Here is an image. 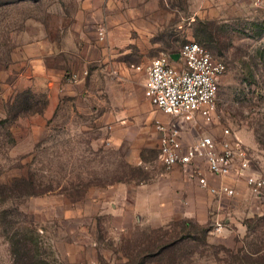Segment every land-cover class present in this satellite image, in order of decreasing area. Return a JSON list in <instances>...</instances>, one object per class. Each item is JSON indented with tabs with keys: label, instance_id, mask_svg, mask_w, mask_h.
<instances>
[{
	"label": "rangeland",
	"instance_id": "1",
	"mask_svg": "<svg viewBox=\"0 0 264 264\" xmlns=\"http://www.w3.org/2000/svg\"><path fill=\"white\" fill-rule=\"evenodd\" d=\"M188 41L226 71L215 121L182 139L228 128L264 170V0H0V121L25 91L42 107L0 128V264L16 239L47 264H264V193L225 202L241 211L228 223L201 190L198 219L159 203L176 170L158 157L154 124L170 118L145 99V71ZM145 210L164 219L136 220Z\"/></svg>",
	"mask_w": 264,
	"mask_h": 264
},
{
	"label": "built area",
	"instance_id": "2",
	"mask_svg": "<svg viewBox=\"0 0 264 264\" xmlns=\"http://www.w3.org/2000/svg\"><path fill=\"white\" fill-rule=\"evenodd\" d=\"M225 71L222 61L193 41L184 43L176 53L150 60L144 97L170 118L154 124L158 157L166 171L179 170L211 197L232 200L243 185L252 202L258 203L264 193V170L256 168L250 150L234 132L224 128L192 142L181 137L187 123L215 121L216 97ZM212 178L218 185L209 182ZM219 228L217 224L216 230Z\"/></svg>",
	"mask_w": 264,
	"mask_h": 264
},
{
	"label": "crops",
	"instance_id": "3",
	"mask_svg": "<svg viewBox=\"0 0 264 264\" xmlns=\"http://www.w3.org/2000/svg\"><path fill=\"white\" fill-rule=\"evenodd\" d=\"M168 178L171 179L170 183L172 185V189H174V192L169 191V188L167 186L168 190L165 191L159 203H163V202L168 203L171 200L172 203L181 204L182 205L181 210L177 211L176 213L173 212L171 214V216L173 217L178 216L179 218L198 219V214H196L197 212L195 209V205L199 204L200 202L201 203L204 202L202 197L203 196L205 197L206 195L204 193H201L197 189L196 185L190 180H188L187 177L179 170H176L170 173ZM209 182L212 185H218L219 183L218 180L213 179V178L210 179ZM237 189L239 191V195L233 199V203L237 205H242V204H245V202L247 201L252 202L251 198L249 200V195L243 185H241ZM242 192L244 196H242ZM243 197H245L246 199L248 197V200H243L242 199ZM154 198H155L154 200L156 203L157 196H155ZM208 200L207 199L205 200V204L211 205L212 212L216 213L215 215L216 218H219L220 216H223V215L227 216V219H225V223L230 222L231 218L233 219V217L236 216L238 212H241L240 207H236V206L233 207L231 205H228V203H225V202H229V200H223L224 202L222 204L219 201H215L211 199H208ZM146 203L148 202L141 200L140 204H143L145 206ZM124 214L125 213H123L122 215ZM133 215L135 216L136 220L138 219L139 221L146 220L148 216L150 215L155 216L158 219H164L161 213L148 212L147 210H145L144 212L135 213ZM133 215L131 213V217H133Z\"/></svg>",
	"mask_w": 264,
	"mask_h": 264
},
{
	"label": "trees",
	"instance_id": "4",
	"mask_svg": "<svg viewBox=\"0 0 264 264\" xmlns=\"http://www.w3.org/2000/svg\"><path fill=\"white\" fill-rule=\"evenodd\" d=\"M26 96H30L32 99H34V96L30 95L29 91L19 94L12 106L11 112L9 113L10 116H8V118L5 120L0 121L1 129L9 122L15 120L21 114H33L39 113L41 111L42 107H32L29 104V100H27ZM20 99H22V102ZM5 137L12 143V137L8 131H6ZM24 185L27 188L26 191L29 193V195L39 194V191L35 189V186L32 184V182L24 183ZM11 248L12 254L14 256L13 264H47L45 261L39 259L35 249L32 248L27 240L22 241L20 239H16L11 241Z\"/></svg>",
	"mask_w": 264,
	"mask_h": 264
},
{
	"label": "water",
	"instance_id": "5",
	"mask_svg": "<svg viewBox=\"0 0 264 264\" xmlns=\"http://www.w3.org/2000/svg\"><path fill=\"white\" fill-rule=\"evenodd\" d=\"M172 59H173V60H176V59H177V57H176V56H173V57H172Z\"/></svg>",
	"mask_w": 264,
	"mask_h": 264
}]
</instances>
